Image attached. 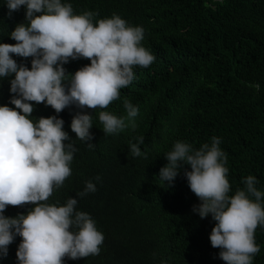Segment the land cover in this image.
Wrapping results in <instances>:
<instances>
[{"label": "trees", "instance_id": "obj_1", "mask_svg": "<svg viewBox=\"0 0 264 264\" xmlns=\"http://www.w3.org/2000/svg\"><path fill=\"white\" fill-rule=\"evenodd\" d=\"M62 2L71 4L74 14L95 13L94 25L116 14L129 25L142 26V46L155 56L147 68L134 67L132 83L120 90L117 100L103 109L82 110L92 114V149L69 127L80 109L69 106L57 114L42 102H29L34 105L30 119H63V130L77 149L71 175L46 203L62 206L83 191L86 181L96 187L94 193L77 197L76 209L88 213L103 234L100 252L76 260L65 257L64 264H225L209 241L215 221L192 211L200 201L183 174L190 167L185 165L171 186L157 175L174 142L199 148L216 136L227 158L229 195L243 188L242 178L248 175L256 177V187L264 192V0ZM24 14L21 6L8 15L0 0V43H16L8 32L26 23ZM13 59L30 68L31 57ZM89 63L81 58L63 67L74 73ZM9 79L0 78V105L14 107ZM125 100L138 109L137 116L132 123L125 119L123 130L105 135L98 113L126 117ZM133 143L142 156L131 155ZM32 207L8 205L4 215L26 214ZM21 239L14 238L0 264H17ZM254 239L260 251L253 264H264V228H256Z\"/></svg>", "mask_w": 264, "mask_h": 264}, {"label": "clouds", "instance_id": "obj_2", "mask_svg": "<svg viewBox=\"0 0 264 264\" xmlns=\"http://www.w3.org/2000/svg\"><path fill=\"white\" fill-rule=\"evenodd\" d=\"M8 15L23 6V23L8 32L14 44L0 43V78L9 79V103L0 105V259L19 236L17 264H64L70 260L97 255L103 242L95 221L76 209L77 197L94 193L92 181H86L76 198L69 197L62 206L46 203L54 188H60L71 175L70 164L77 149L63 130L58 115L30 119L34 105L50 106L59 114L69 106L77 111L70 130L75 138L92 149V114L83 109L106 108L120 96V90L134 79V67L147 68L155 56L142 46L144 29L129 25L120 16L98 19L93 12L74 14L71 4L62 0H3ZM31 57L30 68L13 59ZM86 58L89 64L66 73L70 60ZM126 117L100 111L102 131L114 134L132 123L138 109L123 102ZM19 110V111H18ZM134 126V124H133ZM139 142H142L139 141ZM221 139L194 148L176 141L164 154L167 163L158 177L171 186L183 174L189 189L200 201L192 211L201 219L215 221L209 234L213 248L225 264H253L260 251L254 232L264 228V192L253 175L242 178L243 188L229 195L226 154L219 147ZM133 157L142 156L140 148L129 146ZM95 179L99 180V177ZM32 204L26 214L6 217V206Z\"/></svg>", "mask_w": 264, "mask_h": 264}]
</instances>
